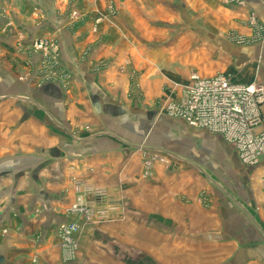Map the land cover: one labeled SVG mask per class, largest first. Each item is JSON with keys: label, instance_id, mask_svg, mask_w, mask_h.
<instances>
[{"label": "crops", "instance_id": "0c3cea01", "mask_svg": "<svg viewBox=\"0 0 264 264\" xmlns=\"http://www.w3.org/2000/svg\"><path fill=\"white\" fill-rule=\"evenodd\" d=\"M183 4L199 12L201 23L192 18L191 27L221 32V74L264 88V0ZM177 5L176 0H0V264H120L119 256L129 255L130 248L112 235L129 233L128 228L81 225L70 259L58 229L80 224V216L69 212L72 205L98 209L88 189H105L102 207L113 200L115 188L129 197L143 171L138 152L156 151L143 146L155 130H170L186 145L193 138L221 145V187L214 184L221 194L218 207L200 205L206 186L195 182L193 167L208 178L207 172L185 160L170 174L171 216L190 218L198 211L203 220L195 223L221 236L216 243L221 264L225 259L240 264L243 258L264 264V159L244 166L220 137L161 111L173 93L177 99L173 85L186 82L199 62L213 63L210 53L216 52L195 44L193 34L188 38L180 30L179 40L163 29L179 24L170 12ZM41 38L57 45V55L44 59L32 48ZM161 183L154 178L160 191Z\"/></svg>", "mask_w": 264, "mask_h": 264}, {"label": "rangeland", "instance_id": "374dc122", "mask_svg": "<svg viewBox=\"0 0 264 264\" xmlns=\"http://www.w3.org/2000/svg\"><path fill=\"white\" fill-rule=\"evenodd\" d=\"M183 1L176 0L178 5L170 11L177 14L179 19L177 27L163 26V29L169 30L168 33L176 35L179 40L182 37L181 32L179 33L180 30L186 32L188 38L193 34L195 44L201 45V47L207 46L211 50L215 49L216 52L213 53L212 51L210 53L213 63L212 61H201L199 62V70H191L200 73L203 77L223 75L221 74V51H219L221 48L217 45L221 40V32L215 29H212V31L211 29L204 30L196 24L191 27L192 18H195L194 22L201 23L199 17H197L199 12L186 9ZM177 30L179 34H177ZM209 32L213 33L214 36H211ZM188 74L189 71L187 77ZM174 94L172 99L166 100L173 101ZM164 103L165 101L161 106ZM164 114L168 116L166 113ZM167 124L169 125V123ZM164 125L166 124L163 123L162 126ZM158 131L160 130H155L150 134L143 145L156 151L145 150L137 154L140 156L142 166L145 160H152L153 168L149 177L144 178L142 171L141 175L138 176V180L131 183L128 198H122L121 187L115 188L112 194L113 200L107 204L105 203L106 205L103 207L105 198L99 200L92 192L87 191L91 195L92 202L99 205V207L97 209L93 208L94 206L90 207L89 204L82 203L81 205L86 214L79 215L80 224H76L79 229H81V225L128 228L129 233L123 234L118 230V233L112 235L115 238H121L119 242L122 243V248H130L129 255H127L120 251V246L115 247L119 254L122 253L119 256L121 259L120 264H221V244H216L221 242V236L211 234L204 226L195 223L196 220H203L200 217L201 215L196 217L198 211H194V217L190 218L171 216L172 202L169 199L171 188L168 184L171 172L175 174L179 172V166L185 165V160L192 164L197 163L206 170L208 176V178L205 177L188 163L191 169L194 168L195 182L198 180L201 184L204 181L203 184L206 186L205 189L199 192V197L203 200L200 205L209 207L214 204L215 207H218V199L221 194L217 189L218 186L215 187L214 184H218V180L221 179V145L212 139L198 140L196 138H193V144L188 143L186 145L185 139L175 138L170 130ZM170 155L174 156L173 160ZM161 160L164 163H161ZM172 163H176L175 168L167 169L166 167H170ZM156 177L162 181L161 191L159 185H154V178ZM97 190L105 191L102 188ZM181 190L185 191L184 188H181ZM194 192L198 193V190L195 188ZM205 195L207 197L203 198ZM208 195L210 199H208ZM212 200H216V202H212ZM183 203L189 204L187 202ZM196 204L193 203L191 206L198 207ZM143 246L145 249L142 248ZM224 261V264H235L230 259ZM240 264H250V261L243 258Z\"/></svg>", "mask_w": 264, "mask_h": 264}, {"label": "built area", "instance_id": "2783aa9c", "mask_svg": "<svg viewBox=\"0 0 264 264\" xmlns=\"http://www.w3.org/2000/svg\"><path fill=\"white\" fill-rule=\"evenodd\" d=\"M247 1L237 0V4L243 6ZM107 12L113 11L109 7ZM71 15L76 18L74 12ZM103 18L104 15L99 16L96 24ZM250 23L255 25L256 21L252 19ZM32 48L41 51L44 59L57 55L58 51L55 43L42 38L34 41ZM173 86L177 90V99L166 100L161 111L192 129L220 137L232 147L244 166L254 167L264 159V88L261 85L236 84L225 75L203 77L191 72L186 82ZM160 162L164 163L163 160ZM151 169L152 160H145L144 178L149 177ZM88 191L99 200L105 198V191ZM69 212L77 216L86 214L80 204L72 205ZM78 231L74 222L58 229V238L68 259L73 257V236Z\"/></svg>", "mask_w": 264, "mask_h": 264}]
</instances>
